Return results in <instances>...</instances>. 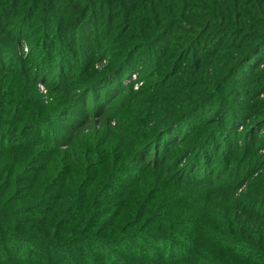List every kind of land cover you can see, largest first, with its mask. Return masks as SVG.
<instances>
[{
	"label": "rangeland",
	"instance_id": "1",
	"mask_svg": "<svg viewBox=\"0 0 264 264\" xmlns=\"http://www.w3.org/2000/svg\"><path fill=\"white\" fill-rule=\"evenodd\" d=\"M161 1L180 7L181 20L166 17L170 52L157 40L145 44L149 57L118 72L124 63L115 72L120 81L110 69L130 44L120 24L111 35L98 26L95 48L103 50L82 79L57 49L44 50L53 65L21 67L31 75L24 90L22 70L0 71V85L18 91L15 99L0 96L6 112L16 110L0 108V263L59 264L61 256L65 264H264V0ZM190 47L191 58L215 53L192 88L206 92L205 82L207 97L190 107L187 97L171 98L157 106L168 114L147 116L136 129L134 114L144 110L133 113L131 97L146 92L138 107L155 105L158 77L171 81L168 72ZM117 87L125 93L116 102ZM19 110L29 112L20 126ZM70 126L86 130L72 154L61 132ZM33 186L38 202L24 198ZM63 201L65 215H50ZM86 216L94 220L84 223Z\"/></svg>",
	"mask_w": 264,
	"mask_h": 264
},
{
	"label": "trees",
	"instance_id": "2",
	"mask_svg": "<svg viewBox=\"0 0 264 264\" xmlns=\"http://www.w3.org/2000/svg\"><path fill=\"white\" fill-rule=\"evenodd\" d=\"M171 4L172 3H166L161 0H0V61H2V64H0V71L8 68L9 70H6V72H9V75H15V73L22 70L25 83L22 89L24 90L26 89V84L31 83V75L26 73L25 69L21 67L29 64L30 66L39 69L45 64L53 65L55 60L52 59L50 54L45 55L44 50L53 49L54 53L57 49V58H68L71 65L73 64V59L75 60L76 68L71 71L82 72V79L84 71L90 67L92 70L93 65L97 63V57H99V54L103 50L101 49L99 51L96 49L95 42L96 40L99 42L103 35V33L100 34L101 32L98 26L104 23V25H107L106 34L112 33V30H114L118 24L126 27V30L130 32V36L123 40L130 44L122 50L121 61L118 62L116 68H110L111 71L114 70L113 73H115L117 69L125 63V68L122 67L118 71L122 72L128 67H133V65L136 64L137 59L145 56L149 57L144 48V45L147 43L155 42V40H157L160 50L161 47H166V52H170V48L172 47V44H170L171 34L167 30V24L170 22L166 21L168 19L171 21L181 20L178 12L180 7L173 2V8L167 9ZM201 9L204 13L207 10L204 8ZM171 12L173 13L169 15ZM201 15L202 14H199V17ZM12 19L17 21V30L13 28L15 22ZM207 22L212 25L213 20H206V23ZM174 26L175 25L171 28ZM115 35L113 36V39L115 38ZM198 35L199 32L194 36H189L187 34L182 42L191 44ZM155 47L156 46H152L151 49ZM242 47L243 46L241 45L240 49H242ZM24 49L26 51L25 54L23 53ZM180 51H185V49H180ZM188 51L187 55H180L178 57V62L168 72L167 76L172 78L171 81H168L167 78L163 76L158 77V80L156 81L158 84L156 87L159 88V92L154 100L156 101L155 105L148 107L149 105L146 104L144 107H138L136 101L139 99H145L146 92L131 97V103L133 104L131 106V111L134 113V110H144L141 115L134 114V116L138 117V121L135 123L136 129L141 125L146 126L145 118L147 116L155 115L160 118L168 114V112L162 113L157 110V108L163 105L169 107L167 101L171 98L173 101L176 100L177 96L182 95L191 99L186 107H190L197 101L205 100V97H207L206 95L209 93L205 82L201 87L206 89V92L200 93L199 90H192V88H197L199 86V82L204 76V69L206 65L210 64V60L215 57V53L211 56H206L205 59L201 60L197 57H188L191 52V47ZM163 58L165 57L163 56ZM31 62H34V64H31ZM158 62L159 61H156V63ZM161 67H165V65L163 64ZM225 67H228L227 64H221L216 68L221 69ZM104 73H107V71L98 75L94 74L89 80L97 79V77L100 78L99 76ZM114 75H116V73ZM17 77L20 76H12L11 79ZM49 79H51V75L46 78L45 81H48ZM120 79L121 77L117 76V80L120 81ZM57 83H60V81L58 80ZM145 87H149V85ZM116 89L117 94H115L113 101L117 102L120 97L124 96L125 91L121 92L122 87H117ZM69 92L70 90L67 91L64 96L65 98L62 100L63 104L65 101L70 100ZM17 95L18 91L16 88H13L11 84L0 85L1 97L15 99ZM162 100L163 103L160 104ZM187 100L180 102V105H183L184 107ZM88 101H90V99L87 97V99H85V104ZM8 106L9 105L5 103L0 104V108L2 107L4 112H6ZM12 106L13 107H11L6 113L12 115L16 112L14 105ZM59 110L60 108L57 107L54 111ZM62 111L63 110L56 112L54 115L57 116L61 113L60 119H62ZM19 113L21 114L22 119L17 122V124L20 126L29 117V112L27 111L26 115L19 110ZM179 113L181 114V112ZM167 116L168 119L171 117L170 115ZM31 121L36 122L35 119H31ZM171 121L173 122L174 118H172ZM167 122L162 123L163 127ZM110 127L111 126H109V128ZM57 129L60 130L61 128ZM61 132L65 135L66 139H71L66 143L72 154L76 152L77 142L83 139L86 130L84 127L75 128V126H70L61 129ZM63 140L65 139L61 138L60 142ZM49 145L53 144L49 143ZM72 145L74 146L72 147ZM204 158H206V154L204 155ZM66 163H69V155ZM146 168L150 169V164L146 165ZM27 190L24 198H28L32 202H38L37 200L41 198V196L38 198L39 189L36 186H33L32 188H29L28 191ZM57 205H61V209L51 212L50 215L58 217L61 211L62 215H65V207L68 206L69 203L63 201L59 202ZM233 211L234 215L238 212V210ZM82 212H84V207L81 210V213ZM251 213L254 212H248L247 215ZM93 220L94 217L86 216L82 221L84 223H91ZM0 239V243H3L2 237H0ZM63 241H66V239L64 238ZM53 243L49 244V247L53 248L56 246L57 252L60 253L63 250V246H59V244L55 242ZM45 245L46 243H43L42 248H46ZM12 247L16 248L14 243L12 244ZM58 261L59 264L66 263V259H63L61 256Z\"/></svg>",
	"mask_w": 264,
	"mask_h": 264
}]
</instances>
